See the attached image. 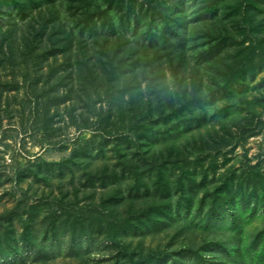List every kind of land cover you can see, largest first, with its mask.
Wrapping results in <instances>:
<instances>
[{
  "label": "rangeland",
  "instance_id": "374dc122",
  "mask_svg": "<svg viewBox=\"0 0 264 264\" xmlns=\"http://www.w3.org/2000/svg\"><path fill=\"white\" fill-rule=\"evenodd\" d=\"M0 264H264V0H0Z\"/></svg>",
  "mask_w": 264,
  "mask_h": 264
}]
</instances>
